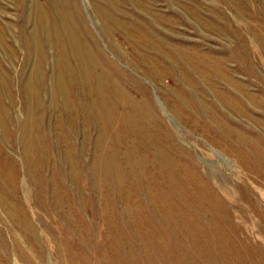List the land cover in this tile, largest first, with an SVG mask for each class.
Listing matches in <instances>:
<instances>
[{
  "label": "rangeland",
  "instance_id": "obj_1",
  "mask_svg": "<svg viewBox=\"0 0 264 264\" xmlns=\"http://www.w3.org/2000/svg\"><path fill=\"white\" fill-rule=\"evenodd\" d=\"M0 264H264V0H0Z\"/></svg>",
  "mask_w": 264,
  "mask_h": 264
}]
</instances>
